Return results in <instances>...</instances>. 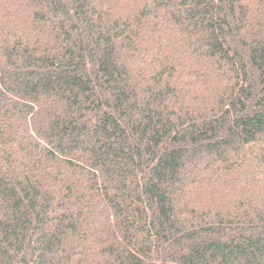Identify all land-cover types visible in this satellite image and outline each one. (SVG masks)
Returning <instances> with one entry per match:
<instances>
[{"label": "trees", "instance_id": "trees-1", "mask_svg": "<svg viewBox=\"0 0 264 264\" xmlns=\"http://www.w3.org/2000/svg\"><path fill=\"white\" fill-rule=\"evenodd\" d=\"M0 264H264V0H0Z\"/></svg>", "mask_w": 264, "mask_h": 264}]
</instances>
